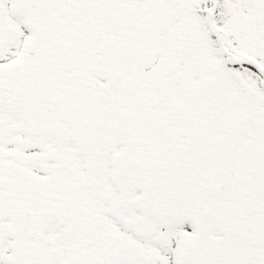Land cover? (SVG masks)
Instances as JSON below:
<instances>
[{
  "label": "snow or ice",
  "instance_id": "6c2138e0",
  "mask_svg": "<svg viewBox=\"0 0 264 264\" xmlns=\"http://www.w3.org/2000/svg\"><path fill=\"white\" fill-rule=\"evenodd\" d=\"M0 264H264V0H0Z\"/></svg>",
  "mask_w": 264,
  "mask_h": 264
}]
</instances>
